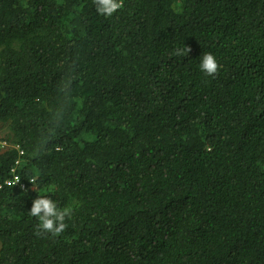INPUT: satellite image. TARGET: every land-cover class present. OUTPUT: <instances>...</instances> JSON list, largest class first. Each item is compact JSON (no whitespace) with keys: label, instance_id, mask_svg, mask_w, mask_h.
I'll return each mask as SVG.
<instances>
[{"label":"trees","instance_id":"trees-1","mask_svg":"<svg viewBox=\"0 0 264 264\" xmlns=\"http://www.w3.org/2000/svg\"><path fill=\"white\" fill-rule=\"evenodd\" d=\"M0 132V264H264V0H0Z\"/></svg>","mask_w":264,"mask_h":264},{"label":"clouds","instance_id":"clouds-1","mask_svg":"<svg viewBox=\"0 0 264 264\" xmlns=\"http://www.w3.org/2000/svg\"><path fill=\"white\" fill-rule=\"evenodd\" d=\"M96 10L99 14L111 17L115 12L123 7V0H94ZM191 52V48L184 46L174 51L175 56H186ZM200 70L209 76H214L219 70V64L215 56L211 53L204 52L201 56ZM72 84L71 77L62 80L59 91L68 94ZM57 151L62 150L60 146L56 147ZM19 181L17 179L16 183ZM35 190H39L37 177L33 176L29 180ZM15 183V184H16ZM33 188L31 185H27ZM73 209L71 207L59 208L53 199L48 195H38L32 202L29 214L38 219L39 223L35 226V234L39 237L45 233L52 236H58L65 231L67 224L66 218H70Z\"/></svg>","mask_w":264,"mask_h":264},{"label":"built area","instance_id":"built-area-1","mask_svg":"<svg viewBox=\"0 0 264 264\" xmlns=\"http://www.w3.org/2000/svg\"><path fill=\"white\" fill-rule=\"evenodd\" d=\"M16 181H17V178H14L12 181H9L8 184H15ZM16 184H18V185L20 186V188H22V189H26V188H28L27 185H25V184H23V183H19V181H18Z\"/></svg>","mask_w":264,"mask_h":264},{"label":"rangeland","instance_id":"rangeland-1","mask_svg":"<svg viewBox=\"0 0 264 264\" xmlns=\"http://www.w3.org/2000/svg\"><path fill=\"white\" fill-rule=\"evenodd\" d=\"M0 133H1V132H0ZM0 136H1V135H0ZM1 145H2V146H4V145H5V143H2ZM6 145H7V144H6Z\"/></svg>","mask_w":264,"mask_h":264}]
</instances>
